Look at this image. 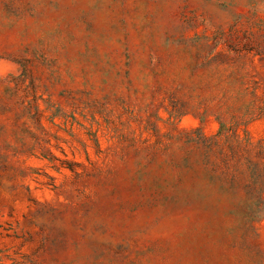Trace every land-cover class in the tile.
Masks as SVG:
<instances>
[{
	"label": "rangeland",
	"instance_id": "rangeland-1",
	"mask_svg": "<svg viewBox=\"0 0 264 264\" xmlns=\"http://www.w3.org/2000/svg\"><path fill=\"white\" fill-rule=\"evenodd\" d=\"M0 264H264V0H0Z\"/></svg>",
	"mask_w": 264,
	"mask_h": 264
}]
</instances>
